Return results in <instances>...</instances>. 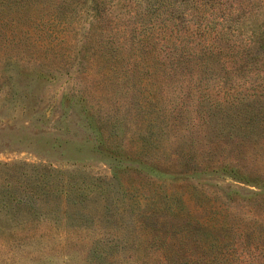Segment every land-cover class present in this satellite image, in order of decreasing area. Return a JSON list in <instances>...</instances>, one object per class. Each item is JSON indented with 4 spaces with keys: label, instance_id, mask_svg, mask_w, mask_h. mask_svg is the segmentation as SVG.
Segmentation results:
<instances>
[{
    "label": "rangeland",
    "instance_id": "rangeland-1",
    "mask_svg": "<svg viewBox=\"0 0 264 264\" xmlns=\"http://www.w3.org/2000/svg\"><path fill=\"white\" fill-rule=\"evenodd\" d=\"M0 264H264V0H0Z\"/></svg>",
    "mask_w": 264,
    "mask_h": 264
},
{
    "label": "trees",
    "instance_id": "trees-1",
    "mask_svg": "<svg viewBox=\"0 0 264 264\" xmlns=\"http://www.w3.org/2000/svg\"><path fill=\"white\" fill-rule=\"evenodd\" d=\"M225 171H227V172H229V173H232L231 175H233V176H237L238 175V173H239V170H237L236 168H225Z\"/></svg>",
    "mask_w": 264,
    "mask_h": 264
}]
</instances>
